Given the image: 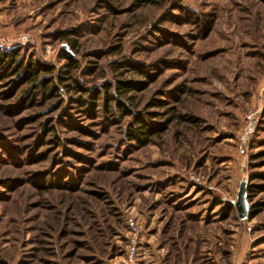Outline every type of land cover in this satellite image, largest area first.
I'll return each mask as SVG.
<instances>
[{
  "label": "rangeland",
  "instance_id": "1",
  "mask_svg": "<svg viewBox=\"0 0 264 264\" xmlns=\"http://www.w3.org/2000/svg\"><path fill=\"white\" fill-rule=\"evenodd\" d=\"M0 45L52 68L0 80V264H264V0H0Z\"/></svg>",
  "mask_w": 264,
  "mask_h": 264
},
{
  "label": "trees",
  "instance_id": "2",
  "mask_svg": "<svg viewBox=\"0 0 264 264\" xmlns=\"http://www.w3.org/2000/svg\"><path fill=\"white\" fill-rule=\"evenodd\" d=\"M71 47L74 48V43H71ZM20 50L21 48L19 46H14L10 48H6L4 46L0 45V80L8 75H16V83H24L28 84L30 86L34 85L37 80H39V73L42 71L50 74L52 73V68L50 66H39L35 67L36 65H33L32 61L26 60L24 57L20 56ZM65 59L69 62L70 67L75 66V61L70 57H65ZM54 80H47L44 79V83L49 82L48 87L45 86V92L42 94L44 97L48 96L49 94H56V82H53ZM56 81L58 83H62V78L58 77L56 78ZM76 83V82H75ZM43 85V84H41ZM38 88V87H37ZM106 88V87H105ZM76 91L78 87H75ZM121 89L120 93H127L129 90L126 88H119ZM35 91H33L28 101L31 100V97ZM109 101V99H106ZM152 135V132L147 130L145 126L142 124H138L136 127H134L131 132H129L128 137L130 140L136 142L137 144L144 146L150 143V137ZM247 189V188H246ZM252 192V190H251ZM247 198V194H246ZM259 213V210L256 209L248 215L249 219H253L256 217V215Z\"/></svg>",
  "mask_w": 264,
  "mask_h": 264
},
{
  "label": "crops",
  "instance_id": "3",
  "mask_svg": "<svg viewBox=\"0 0 264 264\" xmlns=\"http://www.w3.org/2000/svg\"><path fill=\"white\" fill-rule=\"evenodd\" d=\"M192 222H195L198 224L205 223V225H211V222L206 221V220H203V221L193 220ZM212 222L214 223L213 225L220 224V221L217 222V220H212ZM159 228H157L158 233L161 235V232L163 234V231L161 230V227ZM192 237H196V236H192ZM200 238H203V249H200L198 252L197 250L188 249V250H185V252L183 253V254L186 253L185 255L187 257V264H209V262H211L210 264H221V261H220L222 260L221 258L228 256L227 251L225 249H222L221 243L217 242V245H215L213 248L214 251H212V248H211L212 245H211V242L207 240V236L201 235ZM214 238H216V240L219 241L218 236H215ZM173 239H175V237H172V240ZM172 243L174 244L177 242L174 241ZM196 243H197L196 241L190 242L191 246L192 244L195 245ZM161 249L162 248H158V249L155 248L154 250H149L148 253L143 255L142 258L146 259L145 264H163L164 253ZM175 254H178V252ZM160 258H162V260ZM241 261H242L241 259L233 258L231 259V264H241Z\"/></svg>",
  "mask_w": 264,
  "mask_h": 264
},
{
  "label": "water",
  "instance_id": "4",
  "mask_svg": "<svg viewBox=\"0 0 264 264\" xmlns=\"http://www.w3.org/2000/svg\"><path fill=\"white\" fill-rule=\"evenodd\" d=\"M62 48L67 55H72V53L68 50L67 46L63 45ZM232 204L235 208L238 219L246 220L248 218L249 207H248V202L246 199V182L245 181L240 182L238 191L236 194V199Z\"/></svg>",
  "mask_w": 264,
  "mask_h": 264
},
{
  "label": "built area",
  "instance_id": "5",
  "mask_svg": "<svg viewBox=\"0 0 264 264\" xmlns=\"http://www.w3.org/2000/svg\"><path fill=\"white\" fill-rule=\"evenodd\" d=\"M26 36H21L19 38L18 43H23L26 41ZM254 126L252 125V123L250 122L244 132V135L242 136L241 140H244V138L248 135V132H250V130H252ZM131 226V230H132V235L130 238V244H129V250L127 252V260L129 262V264H134L135 263V257H136V249H137V243H138V238H137V229L135 226H133V224H130Z\"/></svg>",
  "mask_w": 264,
  "mask_h": 264
}]
</instances>
